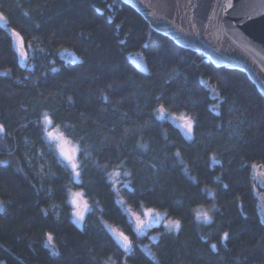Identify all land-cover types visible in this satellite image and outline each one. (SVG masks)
<instances>
[{
  "label": "trees",
  "instance_id": "1",
  "mask_svg": "<svg viewBox=\"0 0 264 264\" xmlns=\"http://www.w3.org/2000/svg\"><path fill=\"white\" fill-rule=\"evenodd\" d=\"M0 15V262L264 264V95L244 72L179 47L121 0H0ZM44 113L80 148L79 178ZM118 199L180 227L137 234Z\"/></svg>",
  "mask_w": 264,
  "mask_h": 264
},
{
  "label": "water",
  "instance_id": "2",
  "mask_svg": "<svg viewBox=\"0 0 264 264\" xmlns=\"http://www.w3.org/2000/svg\"><path fill=\"white\" fill-rule=\"evenodd\" d=\"M121 1L179 47L244 72L264 95V0Z\"/></svg>",
  "mask_w": 264,
  "mask_h": 264
},
{
  "label": "snow or ice",
  "instance_id": "3",
  "mask_svg": "<svg viewBox=\"0 0 264 264\" xmlns=\"http://www.w3.org/2000/svg\"><path fill=\"white\" fill-rule=\"evenodd\" d=\"M25 15H27V13H25ZM0 19H4V17L2 15H0ZM13 35H15L18 38L19 41V51H20V55L23 58L27 57V53L24 49V42H23V38L20 37V33L19 32H13ZM109 88L112 87V85H108ZM104 99L107 100L108 97L107 95H104ZM163 109H161V113L163 114ZM180 119L184 120V127H186L188 129V132L191 133L192 132V124H193V120L190 117H186V116H181ZM43 124L44 125H51L53 124V120L51 119V117L49 116L48 113H44L43 114ZM59 126H57L58 128ZM4 125L0 124V132H4ZM46 134L49 138L57 141V147L59 149L60 155L64 158V160H66L68 162V164L71 166V169L74 172L75 177L79 178V176L81 175L80 171H77V169L79 167H81L80 164H78L77 160H76V153L80 151V148L77 147H72V148H68L67 145L69 143V141L65 138L64 134L62 132L57 131H47V129H45ZM85 155H87L85 153ZM123 163V162H121ZM254 169L257 167V165H253L252 166ZM72 196L74 197L73 199V203L77 204V206L79 207L78 201L79 199L82 197V193H73ZM85 207H87L85 205ZM152 211L151 209L148 210L147 213H145V215H152ZM77 215L80 217L81 220H83V213L82 212H77ZM197 216H203L205 220L209 219L208 213L207 212H198ZM157 219H162V217H160L159 215H157L156 217ZM137 220H139V217H137ZM144 225V221H140V227H143ZM180 227V222L178 220L176 221H169L168 223V228L169 229H178ZM227 236V233H225V237ZM49 241H51L52 237L51 235H49L48 237ZM117 241L119 243H121L122 247H124L125 249H128L131 247V242L128 240L127 236H124L123 233H120L117 237H116ZM213 248H215V245H213ZM0 264H3V262H0Z\"/></svg>",
  "mask_w": 264,
  "mask_h": 264
},
{
  "label": "rangeland",
  "instance_id": "4",
  "mask_svg": "<svg viewBox=\"0 0 264 264\" xmlns=\"http://www.w3.org/2000/svg\"><path fill=\"white\" fill-rule=\"evenodd\" d=\"M62 57L65 60H74L75 59V57L72 54H70V53H63ZM136 62H137V64L142 66V62L138 58L136 59ZM161 115L162 116H166L165 113H163ZM171 119H172V117H171ZM173 119H175V118H173ZM176 122H177V125L182 130V132L186 136H190V133L188 132V129L183 126L184 125V120H176ZM44 129H47V131H56V130H54L51 127V125H44ZM45 133H46V131H45ZM46 136H47V134H46ZM47 138L54 143L59 156L61 157V159L63 161H65L68 164V162L66 160H64V158L60 155L59 149L57 147V141L49 138L48 136H47ZM67 147L68 148H72V145L70 143H68ZM255 174H256L257 186L258 187L264 186V173L261 170H257ZM77 192L78 191H75L73 193H77ZM257 195H258V200H259V203H258L259 214H260L261 218L264 220V196L262 195L261 191H258ZM73 199H74V197L71 195V204H72V207H73L74 220L79 223L81 221V219L77 215V212L79 211V212L83 213L84 207H85V203H84V200L81 197L79 199V201H78V204H79V207H78L77 204H74L72 202ZM118 202L121 205L122 209L128 215V217L131 220L132 224L134 225V228H135V231H136L137 234H140V235L141 234H146V232H148V230H150V229H152L154 227H157L159 224H162L163 227L165 229H167V230H174V229H169L168 228V223H169V221H173L172 219H169V218L165 217L164 215L156 213V212H153V211H152V215H145V213H147L148 210H144L141 213H135V212L131 211L127 206H125L121 199H118ZM201 211L205 212L204 209L200 208V209H198L197 213L201 212ZM157 215L162 217V219H157L156 218ZM137 217H139V220H137ZM199 217L204 218L203 216H199ZM140 221H144L143 227H140ZM114 235H115V237H117L119 234L114 233ZM150 237L151 238H155V235L153 234Z\"/></svg>",
  "mask_w": 264,
  "mask_h": 264
}]
</instances>
